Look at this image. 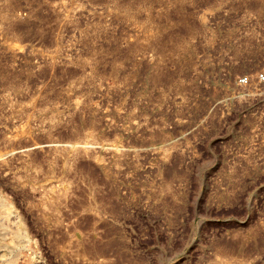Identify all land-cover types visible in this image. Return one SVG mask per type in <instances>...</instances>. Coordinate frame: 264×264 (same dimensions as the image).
<instances>
[{
	"label": "rangeland",
	"instance_id": "374dc122",
	"mask_svg": "<svg viewBox=\"0 0 264 264\" xmlns=\"http://www.w3.org/2000/svg\"><path fill=\"white\" fill-rule=\"evenodd\" d=\"M264 0H0V264H264Z\"/></svg>",
	"mask_w": 264,
	"mask_h": 264
},
{
	"label": "built area",
	"instance_id": "2783aa9c",
	"mask_svg": "<svg viewBox=\"0 0 264 264\" xmlns=\"http://www.w3.org/2000/svg\"><path fill=\"white\" fill-rule=\"evenodd\" d=\"M257 84H264V73H257L255 78L251 75L240 76L235 80L236 93L239 96H243L245 91Z\"/></svg>",
	"mask_w": 264,
	"mask_h": 264
}]
</instances>
